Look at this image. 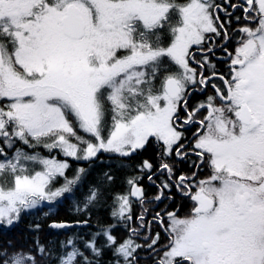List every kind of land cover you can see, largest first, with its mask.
<instances>
[{"label":"snow or ice","instance_id":"obj_1","mask_svg":"<svg viewBox=\"0 0 264 264\" xmlns=\"http://www.w3.org/2000/svg\"><path fill=\"white\" fill-rule=\"evenodd\" d=\"M229 6L242 8L246 23L234 30V52L223 49L226 77L210 60L217 37L233 39L215 0H0V226H13L42 203L81 194L88 169L69 178L67 160L35 149L90 164L107 153L123 168L151 144L160 163L145 159L135 167L149 181L166 174L153 199H173L175 188L191 202L189 213L157 212L146 221L147 194L133 176L126 192L111 197V216L129 234L120 239L109 225L83 248L69 238L58 264H100L108 251L115 264H139L142 250L154 264H264V0ZM209 86L214 94L189 109L191 94ZM187 126H196L190 141ZM173 154L195 155L196 167L209 174L177 176L166 159ZM114 180L105 172L101 183ZM103 194L90 187L85 208ZM134 203L143 208L139 215ZM133 219L140 228L159 223L168 243L159 244L158 232L137 243ZM51 256L38 242L27 252L0 247V264H40Z\"/></svg>","mask_w":264,"mask_h":264},{"label":"trees","instance_id":"obj_2","mask_svg":"<svg viewBox=\"0 0 264 264\" xmlns=\"http://www.w3.org/2000/svg\"><path fill=\"white\" fill-rule=\"evenodd\" d=\"M0 146L3 145L0 144ZM16 147L24 146L17 143ZM148 149L149 146L142 152V155ZM25 150L33 151L26 147ZM35 151L42 156H53L58 160H67L69 169L66 174L69 178L80 167L88 169V175L80 185L81 194L72 196L68 200H61L59 203H42L37 208L22 213L20 220L13 226H0V247H6L10 243L16 248L22 247L27 252L38 242L52 252V256L41 260L40 264H58L56 257L64 251L61 245L66 243L69 238L75 240L78 247L83 248V241L91 239L92 234L100 232L102 228H107L109 225L115 226V234L118 235V222L111 216L113 207L111 197L116 193H124L128 190L129 186L126 181L134 176L136 170H139L135 167L139 163L131 164L124 160L125 167L120 168L115 157L107 153H104L100 160L90 164L87 161L64 157L59 150L49 153L47 149L40 147ZM105 172L114 175L113 184L101 183ZM59 183H63L62 177L59 178ZM94 186L101 187L104 194L98 201L85 208V196L88 189ZM85 221L87 223L84 226L76 225V223H84ZM53 222H66L72 225L70 228L57 229L50 227ZM36 225H39V228ZM88 254L91 255V253ZM37 258L39 259V257ZM99 260L100 264H115L116 257L108 251Z\"/></svg>","mask_w":264,"mask_h":264},{"label":"flooded vegetation","instance_id":"obj_3","mask_svg":"<svg viewBox=\"0 0 264 264\" xmlns=\"http://www.w3.org/2000/svg\"><path fill=\"white\" fill-rule=\"evenodd\" d=\"M215 3L220 5V9L217 10V14L219 15L220 22L224 24L225 28L228 30L229 34L233 37L231 42L225 40L221 41L220 38H216V43L209 45L214 48V54L210 56L211 63L216 66L215 70L224 76L227 77L229 73V61H228V53L225 52L223 49L226 46L228 52H234V49L237 44V40L239 39V35L234 31L241 27L246 21L243 19V10L242 8H232L229 5L230 4H236L241 5L244 3V0H215ZM231 14V15H229ZM236 17H240L241 19L239 21L236 20ZM197 51L196 59L200 60L202 59V56L199 54V50ZM193 67H196L195 64H193ZM199 71V69H197ZM204 75H209V72L206 70L204 72ZM213 83L220 84V80L213 79ZM214 90L209 86L207 90H202L200 88H197L190 96L189 98V109H191L194 105H196L198 102L203 101L206 99L208 95H213ZM204 113H201V116ZM185 115L183 109L180 111V116L183 118ZM188 130L185 131V136L188 137V140L190 141L192 138V133L196 131V126H187ZM187 143V141H185ZM149 160L153 162L155 165H158L160 163V160L157 156V148L154 145H149V149L142 155L134 156L131 161L125 159L131 164L134 163H140L143 160ZM167 161L171 164L175 165V172L176 175L179 176L181 174L191 176L193 173H196L197 178H203L209 174V170L206 166H201L199 169L196 167L197 164H200V161L197 159L195 155L189 154L188 158L186 160H181L173 154L172 157L166 158ZM149 173L141 172L140 170H136L134 172V176L140 177V183L142 187L146 191V202L143 205V208H148L149 212L151 214L146 215L145 219L146 221H150L152 219V214H155L157 212H160L163 214L166 211H177V214L181 217L187 215L189 213V210L191 208V202L187 199L183 198L181 194L173 188L170 195L173 196V199H164L163 202L155 201L153 198L157 195V189L159 184L162 180L166 179V174L160 175L157 173L153 176V181L155 182V186L153 184V181H149L147 179V175ZM159 177V178H158ZM142 206L139 203H134V214L139 215L142 210ZM117 221V220H116ZM118 222V221H117ZM165 223L167 224V220L165 218ZM131 227L133 228H140V222L136 219H133L131 221ZM118 237L120 239H124L129 233L126 229V226L123 222H118ZM160 234V241L159 244L161 246L166 245L168 243L169 237L164 231V228L156 222H153L150 226L145 228H140V235L139 237H133V239L136 240L137 243L144 244L145 239L148 236H154L156 233ZM150 242V241H148ZM141 259L139 261V264H154V260L149 258L152 256V253L148 252L147 250H142L139 253Z\"/></svg>","mask_w":264,"mask_h":264},{"label":"water","instance_id":"obj_4","mask_svg":"<svg viewBox=\"0 0 264 264\" xmlns=\"http://www.w3.org/2000/svg\"><path fill=\"white\" fill-rule=\"evenodd\" d=\"M67 224L72 225L71 223H67ZM76 225L84 226V225H86V223H76Z\"/></svg>","mask_w":264,"mask_h":264},{"label":"rangeland","instance_id":"obj_5","mask_svg":"<svg viewBox=\"0 0 264 264\" xmlns=\"http://www.w3.org/2000/svg\"><path fill=\"white\" fill-rule=\"evenodd\" d=\"M61 154H63L62 152H61ZM72 159H74V158H72ZM42 205V204H41ZM38 206H40V205H38ZM115 219V218H114ZM116 220V219H115Z\"/></svg>","mask_w":264,"mask_h":264}]
</instances>
